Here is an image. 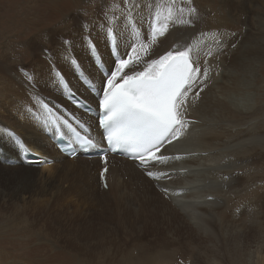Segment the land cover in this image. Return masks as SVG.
<instances>
[{"label": "bare ground", "instance_id": "bare-ground-1", "mask_svg": "<svg viewBox=\"0 0 264 264\" xmlns=\"http://www.w3.org/2000/svg\"><path fill=\"white\" fill-rule=\"evenodd\" d=\"M172 1L162 0L163 3H167L165 4L167 6H162L159 13H155L156 7H153L149 17L145 20L143 18L136 20L137 27L140 28L143 35L137 34L136 29L128 28L126 21L116 32L120 54L127 53L130 63L140 62L135 70H143L152 59H158L170 50H187L194 59H199L202 69L205 67L208 69L207 87L203 89L199 97L195 94L199 88L194 87L189 91L187 97L185 117H193L196 121L187 127L180 139L167 146L163 152L164 154L182 153L186 157L171 156L169 159L161 160L153 166L141 170L134 162L112 156L111 161L113 163L110 164L106 176L108 188L104 189L99 181L101 166L99 158H83L81 156L69 158L60 153L53 142L49 140L47 133L52 132L54 134L55 130L47 112H52L61 123L59 116L64 115L61 110L62 106L70 107L88 125L91 137L96 141L100 140L96 117L68 104L66 94L61 87V79L64 78L57 76V72L63 74L70 91L79 94L88 102L94 104L98 102L97 98L80 82L78 73L87 76L91 85L99 86L103 74L98 71L95 65L94 54L102 59L108 70L112 65L113 57L107 40L106 48L105 43L101 41L98 46L100 48L96 47V50L90 54L84 35L93 36L86 33L81 34L87 49L83 48L82 50L83 58L75 56L68 50H60V57L71 55L67 58L69 75L63 73L56 62H50L51 67L48 69V73L53 78L52 93H35L32 90H23L26 85L25 82L20 81L21 87L16 90L6 89L7 93L13 94L14 99L18 97L21 100L20 103L23 102L27 105L25 111L19 109L15 112L14 109L12 113L23 124L33 125L35 123V127L30 126L26 129L25 134H18L16 131L19 126L14 128H10L9 125L5 126L4 133L7 136L3 137L1 134L0 136L4 139L8 138L14 144L1 141L0 160L5 164L0 163V165L11 167L10 164H15L17 167H28L34 169L38 177H41L43 172L46 173V171L54 168L59 169L68 180L69 178L76 180L79 192L90 194L94 192L98 198L102 199L99 198L104 207L109 210L107 211L109 215L105 219H98H104L103 222L106 224L118 227L120 232H124L130 226V229L136 230L135 232H141L140 228L137 227L141 212L145 215V220L150 223V226L155 225L151 219L152 214L161 213L169 225H173V228L167 232L183 228L187 234L201 235L206 239L224 238L227 242L223 240L222 247L229 253L228 264L241 263L245 260V241L243 239L245 188L249 184L262 186L258 184L261 179L264 183V177L255 178L257 173L264 172V128L262 126H255L254 128L248 126L250 123L253 126V117L262 119L260 115L262 108L259 109L253 101L252 86L257 76V73H253V71L263 56V53L259 54L260 51H264L263 41L261 38L258 40L252 34L246 33L249 29L247 21L238 20L239 14H245L246 0H223L224 5L231 7V13L230 11H221L220 16H215L213 13L212 17L207 12L208 9H204L203 3L199 6V1L195 0L197 15L193 17L190 9H187L189 15L184 18V22H180L177 16L175 22L173 21ZM191 4L193 3L191 2ZM248 4H252V1L248 0ZM90 5H88V9H82L83 14L89 15L92 14V10H96L91 9ZM122 10L124 9H120V11ZM87 11L88 14H86ZM114 13L116 12L114 11ZM110 15L111 13L108 14V17ZM120 16L121 14L118 17ZM154 16H157V23L153 29L156 34L155 40L151 37V24ZM115 21L117 22V18ZM232 22L233 24L239 23L240 27L243 25L245 31L240 29V33L233 34L232 29L228 27ZM103 33V36L106 37L105 32ZM144 46L149 47L145 48L143 54L140 52L141 55L137 56V50ZM101 48H104V53H101ZM209 52L211 55H208ZM76 53H81V51L77 49ZM76 58L81 66L73 67L69 62ZM205 61L207 62L205 63ZM10 76L15 77L12 72ZM45 92H48L47 88H45ZM29 96L30 98H28ZM25 100L27 101L25 102ZM261 128H263V133ZM31 139L34 141L28 145L27 141H31ZM45 146L47 148L44 149ZM14 150L17 156L12 153ZM26 151L45 157L42 162H51L24 163L20 157ZM175 165L184 168L189 166H199L200 168L192 172L193 179H196L195 185L180 195L177 194V190H181V186H183L180 183L187 181L191 174L171 172V169H176ZM147 170L156 174L169 173V178L158 181L147 177L145 173ZM235 171L237 172L235 173ZM50 174L47 177H50ZM202 179H209L210 183L208 185L199 183ZM89 183L92 185L91 189L89 185L87 186ZM201 185L203 186L200 187ZM164 188L169 190L168 196L162 191ZM196 196L202 199L191 200ZM136 197L142 198L139 205L133 202ZM172 200L177 205H173ZM96 202L98 201L96 200ZM178 205L185 212L180 211ZM249 208L252 210L253 205L248 206V210ZM85 231L78 237L97 242V233L92 231V226H89ZM131 233L125 231L122 234L123 240L129 238L128 244L123 242L122 249L111 252H109L110 249L108 251L107 248L94 245L85 246L84 249L69 248L67 249L70 251L69 254L73 252L76 255V258L68 255L69 264H105L108 259V264H176L179 256H176L173 261L171 254H169L171 248L166 250L159 242L153 244L152 242L149 243L150 241L141 240V238L132 242L135 238L133 237L134 234ZM234 235H241V238L235 243H230L229 239ZM236 252H238L237 257ZM61 254L64 253L61 252ZM188 255L189 250L182 255L183 261L187 260ZM62 257L64 258L63 255ZM254 257L256 260H249L252 264L257 263L259 258L258 255L252 254L249 259ZM49 259V257H45L46 261Z\"/></svg>", "mask_w": 264, "mask_h": 264}, {"label": "rangeland", "instance_id": "rangeland-1", "mask_svg": "<svg viewBox=\"0 0 264 264\" xmlns=\"http://www.w3.org/2000/svg\"><path fill=\"white\" fill-rule=\"evenodd\" d=\"M153 1L155 0H0L1 136H7L4 133L6 125H9L10 128L19 126L16 131L18 134H25L26 129L30 126L35 127V123L33 125L23 124L12 113L14 109L15 112L19 109L25 111L27 105L23 102L20 103L21 100L18 97L14 99L13 94L7 93L6 89L16 90L21 87L20 81L25 82L26 87L23 90H32L35 93H52L53 78L48 73L50 62H56L59 69L69 75L67 58L71 55L60 57V50H68L75 56L83 58L82 50L83 48L86 49V46L81 34L86 33L92 34L93 37L91 38L97 48L101 41L105 43L106 48V37L103 36L104 29H102L103 20L101 17L105 15L108 17L109 13H111L109 19L115 20L117 18L118 27L116 30H119L123 22L126 21L128 28L136 29L137 34L143 35L140 28L137 27L136 20L140 18L145 20L149 17L153 7H156L155 13H159V9L167 4L163 3L162 0ZM196 1H199V6L203 3L204 9H208L207 12L211 14V17L213 13L215 16H220L222 12L231 10L230 6L223 4V0ZM196 1L173 0L171 2L172 12H174L173 21L175 22L177 16L180 22H184V18L189 15L187 9L195 8ZM251 1L252 4H248V0L245 1V14H239L238 20L243 21L244 19L245 22L247 21L249 29L246 33L252 34L258 40L261 38L264 45V0ZM174 2L176 3L174 4ZM88 5L91 6V9L96 10H92V14L85 15L82 9H88ZM133 5H135L134 8H132ZM129 8H132L131 16H127ZM120 9L124 10L120 11ZM195 12L194 14L191 13L192 16L194 15L193 17L197 15V10ZM86 14H88V11ZM120 14L121 16L118 17ZM85 22L88 29H91L90 32L81 27ZM237 24L232 22L228 25L233 34L240 33V29L245 31L243 25L240 27V24ZM87 36L89 35H84V38L88 39ZM65 40L71 41L70 47L65 45ZM147 47L149 46L139 48L136 55L143 54ZM44 49H48V55L44 54ZM77 49L81 53H76ZM101 53H104V48H101ZM262 53V59L253 71V73H257V76L252 86L253 101L259 109L262 108L260 109L262 119L253 117V126L251 123L248 124L252 128L255 126L264 128V51L259 52V54ZM11 72L14 73L15 77L10 76ZM45 88L48 89V92H45ZM15 100L17 101L15 102ZM263 128H261V132ZM3 137H1L0 143L3 141L14 144L8 138L4 139ZM32 141L34 140L27 141L28 145H31ZM12 153L17 156L15 150ZM0 163L5 164L1 160ZM193 167L185 168L191 169ZM238 172L240 173V171ZM35 173L34 169L28 167L0 165V264H69L70 259L68 257L70 255H72L70 256L72 258H76L73 252L69 254L70 251H67L69 248L84 249L85 246L94 245L107 248L108 251L110 249L109 252L122 249L123 242L128 244L129 240V238L122 239V234L125 231L134 234L135 239L132 242L141 238V240H147L153 244L159 242L166 250L171 248L169 254H171L173 261L176 256H179L175 262L176 264H184L182 255L187 253L188 250V258L191 261L193 260L192 262L189 261L190 264H228L229 253L222 247L224 238L206 239L201 235L187 234L183 228L167 232L173 228V225H169L164 215L157 212L151 216V219L155 222L154 226H150V223L145 220V215L142 212L140 213L137 226L140 228V234L137 233L138 231L135 232L136 230L130 229L131 226L127 227L124 232H120L118 227L103 222L107 218L106 216L109 215L107 212L109 210L104 207L103 202H100L102 199L99 197V200L94 192L91 194L79 192L76 180L74 181L71 178L68 180L59 169L54 168L46 171V173L43 172L41 177H38ZM49 174L50 177H47ZM258 177L263 178L264 172L257 173L255 178ZM199 183L208 185L210 180L202 179ZM258 184L262 186L249 184L245 188V229L243 232L245 260L233 264H252L249 260H256L255 257L249 259L252 254L259 257L257 263L253 264H264L263 180H259ZM88 185L91 189V183ZM136 198H132L133 202L139 205L142 198H137V200ZM200 199L202 198L199 196L191 198L193 201ZM155 202H158V200H155ZM171 203L177 205L174 200ZM250 205H253L252 210L250 208L248 210ZM178 208L180 211H184L180 205H178ZM85 221L87 224H85ZM89 226H92V231L97 233V242L78 237L85 233ZM240 238L241 235H234L230 237L229 242L235 243ZM61 252L64 254H61ZM235 255L237 257L238 252ZM45 257L50 259L46 261ZM108 261L109 259L105 261V264H108Z\"/></svg>", "mask_w": 264, "mask_h": 264}, {"label": "snow or ice", "instance_id": "snow-or-ice-1", "mask_svg": "<svg viewBox=\"0 0 264 264\" xmlns=\"http://www.w3.org/2000/svg\"><path fill=\"white\" fill-rule=\"evenodd\" d=\"M132 8H129L127 16L132 15ZM195 11V8L190 9L191 13ZM101 19L113 57L102 82L90 90L98 101L99 127L105 130L102 142L109 152H128L143 168H149L166 159L157 153L166 143L180 139L187 129L189 122L185 115L188 93L194 87L199 88L195 93L199 97L207 87L208 69H202L199 59H194L189 51L170 50L158 59L146 62L143 70H135L140 62L130 63L127 53L120 54L116 32L118 23L106 15ZM81 27L91 31L86 22ZM64 43L71 46V41L65 40ZM86 43L90 54L96 50L97 46L90 35ZM43 52L48 55V49ZM69 63L73 67L81 66L77 58ZM57 76L66 79L62 73L57 72ZM77 144L82 151L97 148L96 143L86 136L78 138ZM71 155H76L75 149ZM101 158L106 164L107 152L102 151ZM107 171L106 167L103 168L101 177ZM146 175L158 181L169 178L166 172L156 174L146 171ZM104 186L107 187L106 182ZM164 192L169 194L167 188Z\"/></svg>", "mask_w": 264, "mask_h": 264}]
</instances>
